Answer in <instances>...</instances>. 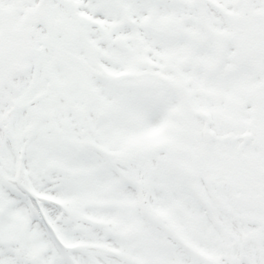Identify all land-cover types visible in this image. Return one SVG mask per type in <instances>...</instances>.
<instances>
[{"label":"snow or ice","instance_id":"6c2138e0","mask_svg":"<svg viewBox=\"0 0 264 264\" xmlns=\"http://www.w3.org/2000/svg\"><path fill=\"white\" fill-rule=\"evenodd\" d=\"M0 264H264V0H0Z\"/></svg>","mask_w":264,"mask_h":264}]
</instances>
